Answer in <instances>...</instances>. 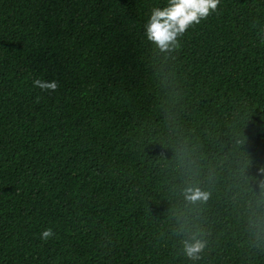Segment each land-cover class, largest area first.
I'll return each instance as SVG.
<instances>
[{
  "label": "trees",
  "instance_id": "trees-1",
  "mask_svg": "<svg viewBox=\"0 0 264 264\" xmlns=\"http://www.w3.org/2000/svg\"><path fill=\"white\" fill-rule=\"evenodd\" d=\"M166 4L0 0V264H264V0Z\"/></svg>",
  "mask_w": 264,
  "mask_h": 264
},
{
  "label": "clouds",
  "instance_id": "clouds-1",
  "mask_svg": "<svg viewBox=\"0 0 264 264\" xmlns=\"http://www.w3.org/2000/svg\"><path fill=\"white\" fill-rule=\"evenodd\" d=\"M220 0H167L166 6L154 7L145 25V35L160 51H167L177 43V38L184 34L194 24L206 20L217 10ZM34 87L42 91H55V82L33 81ZM208 194L199 189L189 188L185 192V199L195 202L207 199ZM54 235L51 228L45 229L40 236L42 241L49 240ZM205 248L203 241L193 239L184 242V254L192 260L199 259V253Z\"/></svg>",
  "mask_w": 264,
  "mask_h": 264
}]
</instances>
